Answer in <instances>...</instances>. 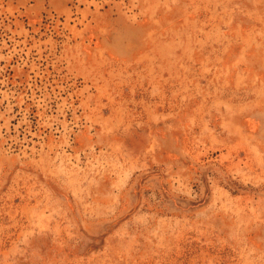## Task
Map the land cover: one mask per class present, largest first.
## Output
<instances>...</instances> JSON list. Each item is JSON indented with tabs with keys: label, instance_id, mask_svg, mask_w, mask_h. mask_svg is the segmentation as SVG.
<instances>
[{
	"label": "rangeland",
	"instance_id": "rangeland-1",
	"mask_svg": "<svg viewBox=\"0 0 264 264\" xmlns=\"http://www.w3.org/2000/svg\"><path fill=\"white\" fill-rule=\"evenodd\" d=\"M0 264H264V0H0Z\"/></svg>",
	"mask_w": 264,
	"mask_h": 264
}]
</instances>
